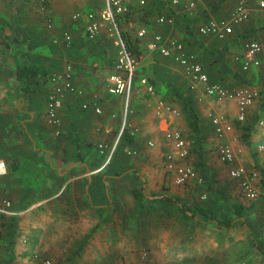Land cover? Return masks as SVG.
<instances>
[{
  "label": "crops",
  "instance_id": "1",
  "mask_svg": "<svg viewBox=\"0 0 264 264\" xmlns=\"http://www.w3.org/2000/svg\"><path fill=\"white\" fill-rule=\"evenodd\" d=\"M66 2L50 0L44 8L34 0H0V160L5 164V172L0 175V196L9 198L13 211L19 212L15 215L18 216V241L13 248L27 249L29 245L36 244L39 250L52 246L64 252V247L71 245L72 240H80L91 230L90 238L94 234L101 236L104 222L110 218L109 213L119 208L118 189L124 190L120 184L128 180L131 194L133 188H142L148 200L162 195L180 198L178 195L172 197L168 192L154 194L153 197L145 192L146 185L157 193L167 183L165 158L173 146L165 138V132L176 129L184 137H192L183 103L174 97L173 90L187 92L194 99L200 117L205 160L209 143L215 138L214 144L220 141L239 151L237 159L227 164L230 168L241 165L248 171L262 169L256 144L262 140L263 134L258 121H264V62L261 56L258 66L243 71L236 59L242 54L246 40L258 39L264 44V14L255 2L250 4L249 17L236 24L233 33L225 38L211 34L202 36L194 29L205 47H226L224 60L228 71H222L211 54L193 44L185 23H167L148 30L131 90L123 96L107 91L108 66L116 55L113 43L116 32L103 28L89 40L84 31L86 15L73 21L75 12L69 7L70 1V4ZM236 3L237 0H225L212 13L213 16L230 18ZM73 4L88 5L78 1H73ZM45 15L52 20L51 28L40 21ZM18 29L31 37L34 46L26 47L21 34L16 32ZM64 32L71 35L69 44L63 40ZM155 32L162 33L165 38H177L190 51L199 53V60L210 81L228 88L249 86L261 91L260 98L249 108L245 126L233 124L232 130L224 136L216 134L201 103L204 98L214 99L205 95L200 86L191 88L181 66L148 49L147 43ZM23 62L36 63L49 73L47 81L29 99L21 96L14 81V71ZM66 64L73 67L75 91L63 94L58 110L60 125L56 132L46 119L47 96L53 85L50 75L61 71ZM145 71L148 74H141ZM143 77L155 83L152 84L159 97L171 104L178 115L155 114L154 99L139 83ZM84 102L90 106L83 108ZM93 103L101 108L100 114L93 111ZM218 104V113L224 115L229 123L234 122L235 102L228 100ZM123 120L135 142L120 144L111 158V167L105 169L104 158L97 145L113 140ZM188 140L192 147L193 140ZM234 141L235 145L231 144ZM149 142L152 146L148 145ZM124 147H130V154L124 152ZM207 165L211 169L208 161ZM210 171L213 178L218 177L214 169ZM258 179L260 182L261 177ZM213 182L215 185L216 179ZM262 182L261 191H264ZM253 185L256 187L255 182ZM257 199L254 200L257 204L252 203L255 209L260 205ZM260 234L262 236L264 232Z\"/></svg>",
  "mask_w": 264,
  "mask_h": 264
},
{
  "label": "rangeland",
  "instance_id": "2",
  "mask_svg": "<svg viewBox=\"0 0 264 264\" xmlns=\"http://www.w3.org/2000/svg\"><path fill=\"white\" fill-rule=\"evenodd\" d=\"M73 1L88 3V5H74ZM151 1L152 4H148V8L152 11V16L157 14L158 8H162L172 18L174 25H179L178 21L182 19L179 15L182 13H187L183 17V21L187 23H191L190 21L193 18H200L194 24L196 27L209 18H223L213 16L212 13L202 14L203 10L207 11L209 8V0H182L181 5L177 7L163 3L162 0ZM191 2L193 3L192 6L189 5ZM66 3L70 4L69 7L74 10V14L79 13L78 18L81 19L84 16L83 14L98 11L104 4V0H67ZM83 9L88 10L84 11ZM175 10H180L178 12L181 14H178V16H176L177 14L175 16L170 15ZM40 21L44 23V18ZM141 74L148 73L145 71ZM262 101L264 105V99ZM201 103L206 115L208 114V118L210 115H214L213 113L219 114L220 104L215 100L204 98ZM232 123L233 121H231ZM186 137L192 139L190 135ZM214 139H211L209 143L210 149L208 148V151H206V160L218 176L215 177V186L220 187L227 196H230L236 202L246 205L256 203L257 201L247 199L243 195L239 184L230 179L228 175L230 166L222 162L221 164L218 163L217 145L220 141L214 144ZM231 144L235 145V141ZM238 144L241 145L240 142ZM190 149L191 155H189L188 160L194 166L196 161L194 146L192 145ZM165 173L166 187L163 185V189L155 193L156 191L150 190L149 186L146 185V188H144L147 195L153 197L154 194L168 192L172 197L180 196V200L186 206H192L196 203L202 204L211 207L219 218L232 216L231 211L219 198L218 194L204 186L201 176L200 182L176 185L173 182L172 173L167 171ZM165 176L163 174L162 177ZM128 183L130 184L129 180L120 184L124 186V190H122L123 188L118 189L119 208L116 207L109 213L110 218L108 222H104L105 227L101 236L94 234L76 256H73L72 253L80 241L79 239L72 240L71 245L64 247V252L62 249L52 246H49L48 249L41 248L39 250L36 244H31L27 249H16V247L12 249L15 256L12 264H264V254L257 250L249 234L244 232L242 222H238L228 229H217L209 223L197 225L194 229H190L191 226L184 224L180 219L176 208L168 206L164 202L151 203L147 199V206L138 208L133 195L129 191ZM255 183L257 190L259 189L257 200L260 205L247 215L245 225L255 238V242L260 244L264 251V242L259 236L261 232H264V191H261V181L257 180ZM157 185H159L158 182ZM45 210L47 211V209ZM107 234L108 236H106ZM14 241L16 243L18 239L15 237ZM4 242H6L4 239H0L1 246ZM19 249L22 251L17 252ZM8 254L7 252L6 255ZM1 259L0 257V264H7L5 259Z\"/></svg>",
  "mask_w": 264,
  "mask_h": 264
},
{
  "label": "built area",
  "instance_id": "3",
  "mask_svg": "<svg viewBox=\"0 0 264 264\" xmlns=\"http://www.w3.org/2000/svg\"><path fill=\"white\" fill-rule=\"evenodd\" d=\"M39 5H46L50 0H34ZM170 4H178L181 0H168ZM255 2L264 14V0H237L230 18H209L200 24L197 31L200 35H216L219 38H225L233 33L236 24L246 20L250 14V4ZM147 0H104L102 7L94 12L86 13V21L84 31L89 39H93L99 30L111 29L116 32L114 46L116 47V55L113 60V72L107 77V91L112 95H127L131 90L132 79L137 68L138 61L127 50L123 40L119 35L115 18L125 14L131 10V6L142 7ZM190 6L193 5L191 2ZM79 13L73 15L74 19L79 17ZM155 25L163 26L167 23H173L171 17L165 14H158L155 17ZM47 27H52V20L47 19ZM148 34L145 27L137 30L139 37ZM63 40L65 44L71 42V35L64 32ZM148 49L156 51L165 58L171 59L173 62L181 66L184 75L190 82L191 88L200 86L203 93L213 98L217 103L225 101H234L236 105L235 119L238 122H244L248 117L249 107L258 96L255 88L242 86L238 88H228L217 82H212L205 70L202 62L196 53L190 51L185 43L177 38H165L160 32H155L147 43ZM262 56L264 62V44L258 39H248L243 44V52L238 55V59L243 71L249 70L253 66L261 63ZM73 80V67L66 64L61 71L54 72L50 76V82L53 84L47 96L46 119L47 122L56 129L60 125V117L58 110L62 105V97L65 91L74 92L75 86ZM140 85L144 88L145 93L154 99L153 108L157 116L165 114L178 115V111L171 105L162 100L155 90V87L146 77L139 80ZM88 102L82 104L83 108L89 107ZM93 111L96 114L101 113V108L92 104ZM210 122L216 134L219 137L232 130V124L229 123L222 114L210 115ZM126 122L123 120L119 132L113 140L109 142H101L97 145L98 151L104 158V166L111 161L114 152L119 148ZM258 126L262 129V140L256 144V153L260 156L262 170L264 172V121L259 120ZM165 138L172 142L173 150L166 154L165 169L172 173L173 182L176 184H188L190 182H200L201 177L198 172L188 164L190 143L179 130L173 129L165 132ZM152 146V143H148ZM124 152L130 154V147H124ZM239 154L238 150L229 145L220 142L217 145V155L219 160L224 164H232ZM5 172V164L0 160V175ZM229 176L235 180L243 193L249 200H255L259 196V191L253 185L255 180L260 177L257 170L248 171L243 166H235L230 168ZM259 180V179H258ZM19 212L13 211L11 200L7 197L0 199V215H18Z\"/></svg>",
  "mask_w": 264,
  "mask_h": 264
},
{
  "label": "trees",
  "instance_id": "4",
  "mask_svg": "<svg viewBox=\"0 0 264 264\" xmlns=\"http://www.w3.org/2000/svg\"><path fill=\"white\" fill-rule=\"evenodd\" d=\"M198 1V0H195ZM163 3H169L168 0H162ZM183 1L181 0L180 3L178 4H170L172 6H180ZM225 2V0H209V8L207 11L203 10L202 14H207V13H213L217 11L221 5ZM35 3H37L35 1ZM38 4V3H37ZM48 3H46L47 5ZM148 4L151 5L152 1L147 0V3L142 6V7H135L131 6V10L128 11L125 14L119 15L115 18L116 21V26L119 31V35L121 39L123 40L127 50L131 53L132 56L136 58V60L139 62V56L141 55L142 52H144V49H142V46L147 42L146 36L144 37H139L137 35V30L140 27H145L147 30L151 31L154 29L155 25V17L158 14H165L166 16H169V14H166V11L162 8H158V12L155 16H152V11L148 8ZM44 5V8L45 6ZM181 8V7H179ZM180 10H175L174 13H171L170 15H176L181 14L178 12ZM169 13V11H167ZM187 15L182 13L181 16L182 19L178 21V24L180 23H185V29L190 37L191 41L193 44L202 47L204 52H208L214 57V60L219 64V67L222 71H228V67L225 64L224 60V54L226 47H214V46H209L205 47L201 40L197 38V36L194 34V29L198 28L194 24L198 22L200 18H193L191 23H187L183 21V17ZM49 17L45 15L44 17V26L46 24L47 27V19ZM179 19V18H178ZM73 21H78L80 20L79 18L74 19L72 18ZM45 27V28H46ZM159 27V26H157ZM18 34H21L23 41L26 43V47H32L34 46L33 40H31V37L27 35L25 31L22 30H17L16 31ZM148 36V34H147ZM185 39V38H184ZM91 40V39H89ZM199 54V53H198ZM197 54V55H198ZM201 56V55H198ZM114 60V59H113ZM112 62V61H111ZM110 70L108 71V74H111L113 70V63L108 66ZM48 72L44 71L43 68L32 62H23L19 66L16 67L14 71V81L17 83V88L19 89V92L21 96L24 99H29L31 98L34 93L36 92L37 88L44 84L47 79H48ZM235 76H238L237 74H234ZM51 76V75H50ZM240 77V76H239ZM151 81V80H150ZM152 82V81H151ZM153 83V82H152ZM155 85V83H153ZM156 92L158 90L155 87ZM174 97H177L181 99L184 110L186 112L188 122H189V127L191 130V135L193 139V146H194V151L196 155V161L195 165H191L189 160L188 164H190L196 171L198 169L200 176L202 177L204 181V186L209 188L210 190L214 191L215 193L218 194L219 198L223 201V203L226 205V207L231 211L232 216L230 217H225V218H219L214 210L211 207L204 206L202 204H193L192 206H186L184 205L179 197L175 198H170L168 196L162 195L160 198H155L153 200H150L151 203H157V202H164L168 206L175 207L178 216L180 219L184 222V224H189L191 227L190 229H194L197 225H205L207 223L211 224L213 227L217 229H228L232 225H236V223H241L242 222V229L244 232H247L249 236L251 237L253 245L257 248L258 251H260L262 254H264V251L262 250V246L255 242V238L252 236V234L249 231V228L245 225L247 221V215L251 213V211L254 209L255 205L249 204H242L240 202H236L232 200L230 196H227L223 190L220 187H216L213 183L215 178L212 177V172L210 171L211 169L207 165V161L205 160L204 157V149H203V135H202V129L200 125V117L199 114L194 106V99L191 96V94L187 92H180L179 90H173ZM260 98V92L258 91V96L256 99ZM250 108V107H249ZM248 118V117H247ZM247 118L244 122H238L234 118V122L232 123L235 124L236 126H245L247 122ZM186 138V137H185ZM187 139V138H186ZM135 142L134 141V136L131 135V131L128 127L125 126L124 128V133L122 136V139L120 141V144H125L129 145L130 143ZM189 155H191L189 151ZM111 161L104 166L105 169H109L111 167ZM258 172L260 173L261 177V182L264 185V172L260 168H258ZM132 194L135 198V200L138 203V206L140 208H145L147 206V199L143 193V189H137L133 188L132 189ZM3 196H0V199H2ZM1 226L4 227V230L1 229ZM18 216H13V215H0V239H4V244L1 246L0 249L2 251V255L0 257L2 259H5L7 264H12V262L15 259L14 252L12 251L13 245H14V239L16 235V231L18 229ZM92 230L89 231L83 238L80 239L78 245L74 248L72 255L76 256L84 247V245L87 243L89 238L92 235ZM262 241L264 242V234L261 236ZM262 242V243H263ZM9 253L6 255V253Z\"/></svg>",
  "mask_w": 264,
  "mask_h": 264
}]
</instances>
